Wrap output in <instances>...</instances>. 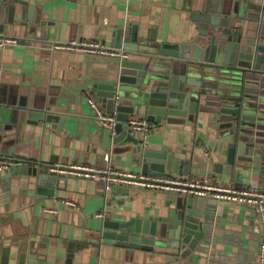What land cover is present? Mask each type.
<instances>
[{
    "label": "crops",
    "instance_id": "obj_1",
    "mask_svg": "<svg viewBox=\"0 0 264 264\" xmlns=\"http://www.w3.org/2000/svg\"><path fill=\"white\" fill-rule=\"evenodd\" d=\"M19 1L22 5L18 11L0 15L4 23L0 37L17 40L0 47V101L44 106L56 117L50 122L22 121L16 128L3 130L1 156L13 163L22 159L49 166L82 164L99 170L108 161L116 169L141 173L133 163L130 142L117 147L109 141L107 145L104 126L89 103V97L97 102L95 84L116 79L117 58L53 44L75 39L110 46L111 31L123 27H131L140 38L153 31L157 42H180L193 34L197 23L192 16L202 12L208 0ZM28 22L43 24L39 23L34 34L28 30ZM99 108L107 113L104 103ZM132 117L146 119L143 114L129 119ZM60 118L64 119L58 130ZM208 118L207 113L200 112L196 121L185 125L146 119L152 124L146 140L141 131L133 130V134L145 148L157 150L165 145L175 156L190 158L192 163L205 158L203 167L214 171L212 176H188L237 190L257 183L263 191L264 179L258 167L227 163L225 144L216 139ZM9 168L0 172V264H223L232 253L252 264L257 258L263 220L261 214L254 215V205L217 199L212 217L217 243L209 250L213 257L192 252L168 260L143 250L101 244L94 232L97 219L107 214L125 218L164 216L176 193L137 186L128 194L116 192L117 186L106 193L98 177L62 174L63 180L48 195L37 192L25 172L4 177ZM65 200L74 202L75 207ZM44 207L56 211L46 212Z\"/></svg>",
    "mask_w": 264,
    "mask_h": 264
},
{
    "label": "water",
    "instance_id": "obj_2",
    "mask_svg": "<svg viewBox=\"0 0 264 264\" xmlns=\"http://www.w3.org/2000/svg\"><path fill=\"white\" fill-rule=\"evenodd\" d=\"M20 5L19 0H0V15H10ZM24 11L25 6L22 21ZM28 12L31 16L32 9ZM192 18L197 23L195 31L180 42H157L153 31L140 38L131 27L111 31L110 46L125 50L126 56L115 61L114 82L94 85L98 105L104 103L116 119L114 130L104 127L103 138L117 147L130 142L133 163L143 174L212 176L214 171L203 167L205 158L192 163L165 145L157 150L145 148L128 126L134 114H143L148 121L159 118L185 125L204 112L216 139L225 144L227 163L252 164L264 179V0H216L212 5L208 0ZM39 23L43 24L28 22V30L34 33ZM3 25L1 20L0 31ZM55 117L44 106L0 101V133L22 121L50 122ZM48 168L17 159L4 177L25 172L37 192L51 195L63 177ZM130 189L117 186L114 190L128 194ZM216 201L209 196L174 194L164 216L103 215L97 219L94 235L101 244L143 250L168 260L192 252L212 258L209 250L217 243L212 220ZM254 215L259 217L256 207ZM223 260V264H251L233 253Z\"/></svg>",
    "mask_w": 264,
    "mask_h": 264
},
{
    "label": "built area",
    "instance_id": "obj_3",
    "mask_svg": "<svg viewBox=\"0 0 264 264\" xmlns=\"http://www.w3.org/2000/svg\"><path fill=\"white\" fill-rule=\"evenodd\" d=\"M16 41L17 40L13 37L1 36L0 47L8 43H16ZM53 45L71 51L89 52L95 55L116 57L117 59L126 56L125 50L107 46L101 41H79L72 39L67 42L55 43ZM89 103L91 107L95 109L102 125L114 130V125L116 123L114 115L100 110L99 105L93 97H89ZM128 126L133 130L141 131L144 140H146L152 124L146 119L132 117L128 121ZM105 158L109 160L107 155ZM12 164V160H7L0 154V172L9 168ZM48 169L50 173L52 172L56 175L71 174L98 177L103 181L106 193L113 190L115 186H137L164 190L181 195L209 196L216 199L224 198L254 205L259 214H261L263 232L258 244L257 258L252 264L264 263V192L259 188L257 183H251L249 187L237 190L225 184L209 182L199 176H181L171 173L154 176L150 174L128 172L114 168L108 161L102 170L82 164H73L69 166L50 165ZM65 203L71 207H75V203L72 201L65 200ZM44 211L55 212L56 210L52 207H44Z\"/></svg>",
    "mask_w": 264,
    "mask_h": 264
}]
</instances>
